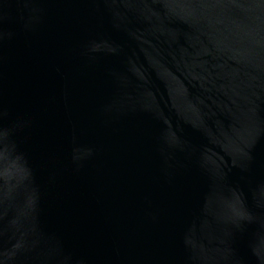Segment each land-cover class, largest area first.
<instances>
[{"label": "water", "instance_id": "95a60500", "mask_svg": "<svg viewBox=\"0 0 264 264\" xmlns=\"http://www.w3.org/2000/svg\"><path fill=\"white\" fill-rule=\"evenodd\" d=\"M0 264H264V0H0Z\"/></svg>", "mask_w": 264, "mask_h": 264}]
</instances>
